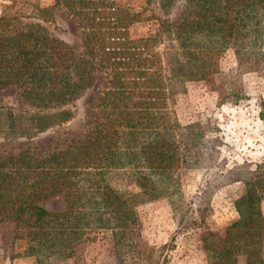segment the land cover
<instances>
[{
  "label": "trees",
  "instance_id": "16d2710c",
  "mask_svg": "<svg viewBox=\"0 0 264 264\" xmlns=\"http://www.w3.org/2000/svg\"><path fill=\"white\" fill-rule=\"evenodd\" d=\"M62 1L83 21L80 52L48 34L42 21L54 19L51 5L35 6L32 14H0V40L8 44L0 49V64L12 63L0 72V87L27 84L23 96L35 108L0 105V127L5 136H32L63 123L74 115L68 103L102 77L98 121L82 139L48 155L23 151L0 159V221L15 222V235L26 241L28 251L69 256L68 246L88 228H107L117 245L118 264H163L159 254L150 256L147 243L139 249L137 237L128 239L136 219L135 200L111 187L103 174L131 169L147 197L160 195L164 181L168 187L177 160L172 144L180 126L165 119L167 99L184 81L217 71L216 54L229 46L239 69L260 67L264 0H185L176 19L159 17L157 30L140 36H132L130 27L145 17L131 3L116 4L104 14V0ZM154 1L167 13L178 0ZM22 17L35 21L25 28L10 27ZM160 43L163 49L155 50ZM187 138L185 148L190 149L195 138ZM260 188L264 169L235 202L242 216L249 209L248 222L263 220L256 192ZM54 193H62L64 210L49 211L38 203ZM224 250V259H230L231 250ZM253 261L248 257V264Z\"/></svg>",
  "mask_w": 264,
  "mask_h": 264
},
{
  "label": "rangeland",
  "instance_id": "374dc122",
  "mask_svg": "<svg viewBox=\"0 0 264 264\" xmlns=\"http://www.w3.org/2000/svg\"><path fill=\"white\" fill-rule=\"evenodd\" d=\"M104 1L107 2L102 7L107 12L104 14H109L116 4L131 3L145 17L132 24L129 31L132 36L153 33L159 17L176 19L185 3L178 0L167 13H162L154 0ZM38 5L53 8L54 19L42 21L48 34L80 52L83 21L62 0H0V14H32ZM75 6L78 4L74 3ZM32 21L35 19L22 17L10 27L25 28ZM13 33L5 31V34ZM7 45L0 40V49ZM154 49L162 50L163 44ZM216 63L217 71L184 81L174 96L167 99L165 119L180 127L172 144L177 157L171 168L173 180L168 187L163 185L166 181L159 185L163 189L160 195L147 197L149 194L141 192L135 173L127 167L103 174L111 187L135 200L136 219L130 224L128 239L137 237L142 242L139 249L147 243V248L152 250L150 256L159 254L163 264H248V257L254 259L251 264H264V188L256 191L260 195L258 206L263 220L248 222L249 209L244 208L242 216L235 205L246 193L249 182L264 169V62L256 70L239 69L234 48L229 46L216 54ZM11 64V59L1 63L0 72H5ZM103 82L98 77L68 103L74 114L72 118L45 131L32 136H5L0 127V159L23 151L48 155L82 139L97 124L100 109L97 99ZM26 85L0 87V105L4 109L19 106L34 110L23 96L22 88ZM187 137L195 138L196 144L190 149L185 148L190 140ZM152 189L149 186L146 190L151 193ZM38 203L49 211H62L66 207L62 193L49 194ZM87 230L68 246L72 250L69 256L47 255L43 249L28 251L26 241L15 235L13 220L0 221V264H118L117 245L111 231ZM226 248L231 250L230 259H224Z\"/></svg>",
  "mask_w": 264,
  "mask_h": 264
}]
</instances>
